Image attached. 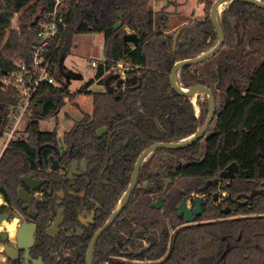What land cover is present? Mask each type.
Returning a JSON list of instances; mask_svg holds the SVG:
<instances>
[{
  "label": "trees",
  "instance_id": "1",
  "mask_svg": "<svg viewBox=\"0 0 264 264\" xmlns=\"http://www.w3.org/2000/svg\"><path fill=\"white\" fill-rule=\"evenodd\" d=\"M153 1L69 3V27L53 62L52 75L59 84H45L34 96L24 131L27 138L12 141L0 158V191L9 201L14 203L21 176L39 172L40 167L45 172L50 156L56 154L57 129L43 130L40 122L58 114L67 98L76 97L60 83L57 72V68L67 69L64 62L75 35L102 33L105 60L81 89L93 95V113L75 121L65 139L69 145H83L90 156H105L108 137H98L96 130L107 127L112 179L127 180L147 147L186 140L205 123L208 94H199L196 102L182 96L172 88L170 75L177 62L200 56L217 44L210 16L213 1L198 0L204 4L205 16L188 20L174 32L169 31L168 5L158 11ZM54 5L55 0H0V137L10 121V110L19 101L16 88L7 86L4 79L18 63L30 62L41 40L40 25ZM16 13H20L19 30H9ZM36 16L39 20L34 24ZM218 18L225 36L223 47L208 60L183 67L178 76L182 88L201 84L213 89L217 104L214 131L187 147L159 149L141 166L143 182L150 180V186L154 182V188L144 190V218L139 222L157 236L156 243L143 253L149 264H264V194L256 193L248 204L231 202L245 199L264 182V8L235 0ZM127 33L137 34V45L124 39ZM119 62L129 64L126 74L136 75L137 80L112 91H92L94 83L104 85ZM155 158L170 170L167 192H163L162 173L156 179L149 172ZM232 162L240 167L236 176L221 177ZM202 188L209 199L197 221L186 224L177 214L178 207L193 193H202ZM219 190L228 195L217 204L212 199ZM156 191L165 197L160 210L150 207V193ZM227 201L232 209L228 213L223 210Z\"/></svg>",
  "mask_w": 264,
  "mask_h": 264
},
{
  "label": "flooded vegetation",
  "instance_id": "2",
  "mask_svg": "<svg viewBox=\"0 0 264 264\" xmlns=\"http://www.w3.org/2000/svg\"><path fill=\"white\" fill-rule=\"evenodd\" d=\"M122 69L118 72L123 78L133 77L126 74V71L131 69L129 64L122 62ZM128 83L133 82L118 86L117 79L111 81L113 89L124 87ZM102 86L103 90H108L105 82ZM92 113L93 109L83 112L81 117L74 122L83 120ZM196 114L200 115L199 108ZM74 122L64 130L62 142L58 139L56 154L50 156L46 171L43 172L40 167L39 172L21 176V184L15 192L14 203L0 191V216H5L0 219V264H87V256L93 239L98 231L108 224L119 208L122 209L114 221L98 235L94 243L91 253L92 264L98 258H102L98 264H149L148 261H144L143 253L156 243L157 236L154 232L140 227L139 222L144 218L143 202H141L145 196L144 190L154 188V182L152 186H150V180L143 182L140 170L143 163L157 150L149 154L141 163L136 184L125 203V195L131 186L134 169L140 155L127 180L112 179L110 176L113 166L111 167L109 156L111 143L109 129L100 127L96 130L98 137H108L106 155L90 156L82 149L83 145L82 147L69 145L65 139L66 133L72 129ZM210 126L200 139L208 135L211 130ZM100 129H105L102 135H98ZM151 164L152 169L149 172L156 179L162 173L163 192H167L171 183L170 170L166 166L161 167L160 160L156 158L151 160ZM26 176L31 177L33 184L42 182L32 187L22 180ZM121 179H126V177L121 176ZM167 180H169L168 188L164 191ZM21 188L27 194L26 197H30L29 204L27 200L20 197ZM263 188L264 182L258 189L254 188L245 199L235 198L231 202L236 201L239 205L248 204L256 193L264 194V192H258ZM203 190L202 193H193L187 198V206L192 210L196 206L197 199H201L202 206L209 199V194ZM227 195V192L219 190L212 200L218 204ZM150 197L152 198L150 207L155 210L162 209L165 197L163 196L164 199L160 206H156L162 198L158 195V191L151 192ZM226 205L224 212H231L230 201H227ZM199 215H196V220L193 222L186 221L185 213L179 216L184 218L186 224H193ZM14 221L16 231L12 233L5 223L12 224Z\"/></svg>",
  "mask_w": 264,
  "mask_h": 264
},
{
  "label": "rangeland",
  "instance_id": "3",
  "mask_svg": "<svg viewBox=\"0 0 264 264\" xmlns=\"http://www.w3.org/2000/svg\"><path fill=\"white\" fill-rule=\"evenodd\" d=\"M214 1V0H212ZM168 5L167 9L171 12L169 31L174 32L175 29L187 22L190 19H201L205 16L204 4L198 0H155L153 1V8L160 11L163 7ZM20 13H16L11 21L9 30L18 28ZM70 54L66 57L64 65L66 70L58 69L57 72L61 76V84L68 87L71 93L76 97L73 100L68 98L61 108V111L49 118L40 122V127L43 130H51L57 127L58 139L62 142L63 132L71 126L74 120L81 117L83 112L92 111L93 109V95L88 94L85 89L81 91L83 85L88 80L95 77L97 73V66L92 63L95 61L102 64L105 60L104 52V35L102 33H85L74 36L73 47L70 48ZM118 72V69H114ZM90 89L92 91L103 90V86H99L98 82L94 83ZM221 91L218 93L219 109L222 103ZM28 116L25 118L27 122ZM213 122L209 133L215 129ZM2 142L0 139V149Z\"/></svg>",
  "mask_w": 264,
  "mask_h": 264
},
{
  "label": "water",
  "instance_id": "4",
  "mask_svg": "<svg viewBox=\"0 0 264 264\" xmlns=\"http://www.w3.org/2000/svg\"><path fill=\"white\" fill-rule=\"evenodd\" d=\"M233 1L235 0H214L212 7H211V12H210V16L212 19V23L214 25L215 28V32L218 36V42L217 44L210 50L202 53L200 56H197L195 58H188V59H184L181 60L179 62H177L171 70V75H170V84L172 86V88L180 95L182 96H187V97H192L194 100H197V97L199 96V94L206 92L209 96V115L208 118L206 120V122L204 123L203 126H201L196 132L195 134H193L189 139L185 140V141H181V142H160V143H156L153 144L151 146H149L148 148H146L139 156L137 164L135 166L134 169V173H133V178H132V183L131 186L127 192V194L125 195V199L124 202L126 203L129 199V196L136 184L137 181V176H138V171L140 168L141 163L143 162V160L152 152L158 150V149H177V148H183V147H187L191 144H193L194 142H196L197 140L200 139V137L202 136V134L209 128L211 122L213 121L215 114H216V108H217V104H216V98L214 95V91L212 88L205 86V85H195L189 89H185L182 88L179 83H178V76H179V71L185 67V66H189V65H196V64H200L206 60H208L209 58H211L212 56L216 55L219 50L223 47L224 42H225V36H224V32L223 29L219 23V18L218 15L220 13H222L224 11V9L230 5ZM250 3H253L261 8H264V1L261 0H246ZM39 20V17L36 16L35 20H34V24H36ZM124 39L128 42H132L135 45L138 44L139 40H138V36L136 33H127L124 36ZM176 43L177 40L175 38L174 40V48L176 47ZM113 79H117V85L121 86L124 83L127 82H134L136 80V76H133L131 78H123L121 76V73L119 72H115L111 75H109L106 79H105V86L108 88V90L112 91L113 90V86L111 85V81ZM105 129H100L98 130V135H102L103 131ZM239 167L238 164L236 162H232L230 165H228L226 167V169H224L221 173L220 176L223 178H233L236 175V172L238 171ZM22 180L28 184H30L32 187H36L38 185H40V183L42 181H39L38 184H33L34 182L32 181L30 176H26L23 177ZM168 183L169 180L166 181L165 187H164V191L167 190L168 188ZM204 188H202L203 190ZM259 193H263L264 192V188L258 191ZM26 193L23 191V189H20V197L27 200L28 204L30 202V197L28 196V198L26 197ZM164 197L161 198L159 204H156V206H160L163 202ZM122 208H119V210L112 216V218L110 219V221L108 222V224L101 230L98 231V233L96 234L95 238L93 239L90 248H89V252H88V256H87V264H92V259H91V253L94 247V243L98 237V235L106 228L108 227V225H110L115 217L118 215V213L121 211ZM202 211V201L201 199H197L196 200V206L195 208L192 210L190 207L187 206V198L179 205L178 207V215H182L185 213V218L186 221L188 222H193L196 220V215H199ZM5 218V216L1 215L0 219ZM31 239V238H30ZM152 241H154V237H152Z\"/></svg>",
  "mask_w": 264,
  "mask_h": 264
},
{
  "label": "built area",
  "instance_id": "5",
  "mask_svg": "<svg viewBox=\"0 0 264 264\" xmlns=\"http://www.w3.org/2000/svg\"><path fill=\"white\" fill-rule=\"evenodd\" d=\"M71 1L55 0L53 11L40 25L38 35L41 40L34 46L30 62L18 63L14 71L4 79L7 86L16 88L19 101L10 110V121L0 137V158L12 141L27 138L24 132L25 118L29 115L30 103L34 96L45 84H59L52 75L53 62L56 49L69 27L66 14ZM12 29L19 30V26ZM92 64L99 66L95 61ZM115 69L123 70L122 62H119Z\"/></svg>",
  "mask_w": 264,
  "mask_h": 264
},
{
  "label": "bare ground",
  "instance_id": "6",
  "mask_svg": "<svg viewBox=\"0 0 264 264\" xmlns=\"http://www.w3.org/2000/svg\"><path fill=\"white\" fill-rule=\"evenodd\" d=\"M7 225V227L9 228V230L14 233L16 230H15V221L12 223V224H8V223H5ZM4 224V225H5ZM1 227V226H0ZM10 232V233H11Z\"/></svg>",
  "mask_w": 264,
  "mask_h": 264
},
{
  "label": "crops",
  "instance_id": "7",
  "mask_svg": "<svg viewBox=\"0 0 264 264\" xmlns=\"http://www.w3.org/2000/svg\"><path fill=\"white\" fill-rule=\"evenodd\" d=\"M155 1V0H154Z\"/></svg>",
  "mask_w": 264,
  "mask_h": 264
}]
</instances>
